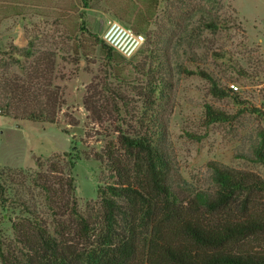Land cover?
Segmentation results:
<instances>
[{
	"label": "trees",
	"instance_id": "16d2710c",
	"mask_svg": "<svg viewBox=\"0 0 264 264\" xmlns=\"http://www.w3.org/2000/svg\"><path fill=\"white\" fill-rule=\"evenodd\" d=\"M160 2L143 0L135 13L126 4L131 15L111 7L124 24L147 35L132 57L89 29L82 14L81 23L72 19L66 34L58 38L34 32L25 46L15 41L4 46L1 52L8 56L0 59V114L13 119L58 122L65 102V89L58 81L60 50L88 54L99 46L110 76L126 78L132 65L144 87L138 90L142 97L138 110L116 102L113 108L106 105L105 111L92 107L98 119L112 116L117 121V135L96 153L103 165L98 209L81 211L72 172L63 179L45 180L55 220L46 222L30 209L29 215L13 222V236L0 240L2 264H264L261 174L217 165L215 191L194 194L177 182L166 141L174 98L172 56L150 30ZM59 38L72 39V46H59ZM10 59L23 72L12 68ZM105 85L109 99L116 101L113 83ZM231 91L235 90L218 82L212 87L216 96ZM234 98L244 103L239 96ZM207 117L215 122L229 120L230 114L208 104ZM259 154L264 163V151ZM69 155L73 164L80 158Z\"/></svg>",
	"mask_w": 264,
	"mask_h": 264
},
{
	"label": "rangeland",
	"instance_id": "374dc122",
	"mask_svg": "<svg viewBox=\"0 0 264 264\" xmlns=\"http://www.w3.org/2000/svg\"><path fill=\"white\" fill-rule=\"evenodd\" d=\"M142 3L67 0L41 16L0 15V59L8 56L1 52L4 46L12 41L25 46L34 32L54 38L66 34L72 19L81 23V14L85 25L103 36L110 19L124 23L112 6L128 13V4L135 13ZM16 27L23 30L21 37ZM150 30L152 38L166 45L172 56L174 98L173 109L168 111L166 141L179 186L191 194L215 191L217 165L256 171L264 177L259 154L264 151V0H161ZM58 40L61 47L73 44L69 38ZM46 46L50 44L42 43ZM104 62L99 46L88 54L59 51L62 75L58 81L64 86L65 102L57 123L0 114L1 241L13 236V222L29 215L30 209H36L46 222L55 220L45 180L63 179L72 172L81 211L86 214L92 207L98 209L103 165L96 153L117 135V121L112 116L98 119L92 107L118 105L138 110L142 105L138 90L144 87L132 65L125 71L126 78H118L110 76ZM10 63L23 72L18 62L10 59ZM106 81L113 83L116 101L109 99ZM215 82L229 90L235 83L239 89L233 88L235 91L225 97L216 96L212 92ZM234 95L244 103H238ZM208 104L230 114V119L210 121ZM69 154L80 158L73 164Z\"/></svg>",
	"mask_w": 264,
	"mask_h": 264
},
{
	"label": "built area",
	"instance_id": "2783aa9c",
	"mask_svg": "<svg viewBox=\"0 0 264 264\" xmlns=\"http://www.w3.org/2000/svg\"><path fill=\"white\" fill-rule=\"evenodd\" d=\"M103 38L127 57H132L145 42V35L134 31L117 18L109 21L108 28ZM234 89H239L235 83H231Z\"/></svg>",
	"mask_w": 264,
	"mask_h": 264
},
{
	"label": "crops",
	"instance_id": "0c3cea01",
	"mask_svg": "<svg viewBox=\"0 0 264 264\" xmlns=\"http://www.w3.org/2000/svg\"><path fill=\"white\" fill-rule=\"evenodd\" d=\"M66 1L67 0H0V15L7 17L17 16L20 18L41 16L45 14L42 12L57 10V3L65 5ZM68 1L73 3L74 0ZM16 31L19 34L18 37H21L23 33L22 28L16 27ZM19 44H22V42Z\"/></svg>",
	"mask_w": 264,
	"mask_h": 264
}]
</instances>
